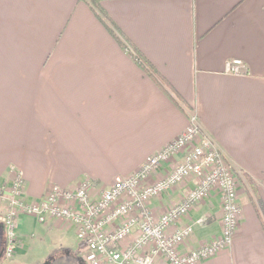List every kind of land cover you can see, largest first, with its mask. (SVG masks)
I'll list each match as a JSON object with an SVG mask.
<instances>
[{
  "label": "crops",
  "instance_id": "0c3cea01",
  "mask_svg": "<svg viewBox=\"0 0 264 264\" xmlns=\"http://www.w3.org/2000/svg\"><path fill=\"white\" fill-rule=\"evenodd\" d=\"M98 1L121 32L86 0H0V186L19 172L29 201L52 184L102 187L138 169L194 115L255 185L241 177L232 242L197 264H264V0ZM234 58L242 73L225 70ZM184 190L151 199V211L159 215ZM220 202L214 188L180 219L193 225L180 250L220 235ZM18 236L16 253L4 258L0 221V264H85L66 220L21 213Z\"/></svg>",
  "mask_w": 264,
  "mask_h": 264
},
{
  "label": "built area",
  "instance_id": "2783aa9c",
  "mask_svg": "<svg viewBox=\"0 0 264 264\" xmlns=\"http://www.w3.org/2000/svg\"><path fill=\"white\" fill-rule=\"evenodd\" d=\"M243 66L241 59L234 58L226 62L225 70L239 74ZM178 154L167 172L151 179L164 162ZM241 174L194 115L183 132L148 155L138 169L102 187L90 179L65 187L52 184L39 198L29 201L18 172L8 188L0 186V202H5L0 218L5 238L3 257L16 253L18 218L26 213L42 223L63 219L73 225L83 246L85 264H155L158 258L167 264H197L230 245L234 238L241 212ZM177 185L185 188L182 198L154 215L150 200ZM214 188L221 196L220 235L187 251L180 250L178 245L193 229L191 223L179 224L180 219Z\"/></svg>",
  "mask_w": 264,
  "mask_h": 264
},
{
  "label": "trees",
  "instance_id": "16d2710c",
  "mask_svg": "<svg viewBox=\"0 0 264 264\" xmlns=\"http://www.w3.org/2000/svg\"><path fill=\"white\" fill-rule=\"evenodd\" d=\"M88 2V4L94 9V11L96 12L97 16L99 17V19L109 28V30L111 32H113V29L115 28L116 30H118L119 32H121L119 30V28L117 27V25L111 20V18L107 15V13L101 8L99 1L98 0H86ZM117 32V31H116ZM116 39L120 42V44L125 45V44H129L128 40H126V38L124 36L121 35V33L119 35L114 34ZM136 57H138V60H142V62H144L148 67L151 68L152 72L158 77L159 75L157 74V72L152 68V66L148 63V61H146V59L138 52L135 53ZM142 64V63H140ZM243 174V173H242ZM243 176H245V180L249 183L250 187L252 188V190L255 189V185L253 180L248 177L247 175L243 174Z\"/></svg>",
  "mask_w": 264,
  "mask_h": 264
},
{
  "label": "rangeland",
  "instance_id": "374dc122",
  "mask_svg": "<svg viewBox=\"0 0 264 264\" xmlns=\"http://www.w3.org/2000/svg\"><path fill=\"white\" fill-rule=\"evenodd\" d=\"M242 180H241V178H239V182H241Z\"/></svg>",
  "mask_w": 264,
  "mask_h": 264
}]
</instances>
